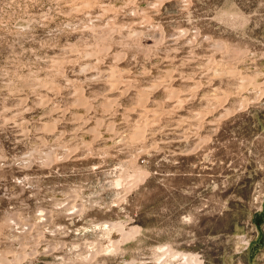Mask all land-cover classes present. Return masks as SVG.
Segmentation results:
<instances>
[{
	"label": "rangeland",
	"instance_id": "rangeland-1",
	"mask_svg": "<svg viewBox=\"0 0 264 264\" xmlns=\"http://www.w3.org/2000/svg\"><path fill=\"white\" fill-rule=\"evenodd\" d=\"M169 250L264 264V0H0V264Z\"/></svg>",
	"mask_w": 264,
	"mask_h": 264
},
{
	"label": "bare ground",
	"instance_id": "bare-ground-1",
	"mask_svg": "<svg viewBox=\"0 0 264 264\" xmlns=\"http://www.w3.org/2000/svg\"><path fill=\"white\" fill-rule=\"evenodd\" d=\"M138 126H140V125H138ZM139 131H141V127H140V130ZM104 225V227L109 231H115V236H118V235H120V229H118V228H115V229H113V228H110L109 227V224L108 225H106V224H103ZM110 231H109V233H110ZM125 232V236H127L128 234H129V232L128 231H124ZM126 238H128V236L126 237ZM157 250H159V251H161V252H165V251H163L162 250V247L161 246H158L157 247ZM96 253V252H95ZM167 253H168V257H167V259H165L164 261H162V262H160V261H158V264H181V262H176V260L177 259H181V257H184V258H186V256H190V253H187V254H185V253H181V255L179 256L178 254H173V253H171V251L169 250V251H167ZM102 254V253H101ZM93 256H95V255H93ZM183 261V263L184 264H186V259L185 260H182ZM199 263H201L200 261H198ZM191 264H197L195 261H192L191 262Z\"/></svg>",
	"mask_w": 264,
	"mask_h": 264
}]
</instances>
